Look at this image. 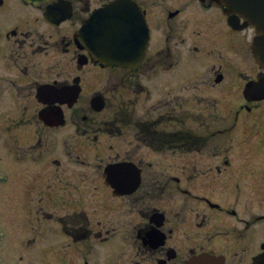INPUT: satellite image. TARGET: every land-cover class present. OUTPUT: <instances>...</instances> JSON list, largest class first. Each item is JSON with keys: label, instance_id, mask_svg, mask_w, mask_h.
Instances as JSON below:
<instances>
[{"label": "flooded vegetation", "instance_id": "af4514ba", "mask_svg": "<svg viewBox=\"0 0 264 264\" xmlns=\"http://www.w3.org/2000/svg\"><path fill=\"white\" fill-rule=\"evenodd\" d=\"M0 1L1 174L26 207L16 233L0 220V259L17 252L18 264H185L208 252L223 264L259 254L264 264V100L244 94L264 75L252 56L254 29L234 28L213 0H130L149 25L148 51L134 68L103 67L79 61L89 53L76 32L112 0ZM108 68L114 80L105 79ZM67 85L81 88L73 105L55 92ZM114 90L130 104L144 99L152 122L164 109L181 123L186 112L177 109L203 102L258 115L236 133H193L199 139L188 143L148 136L146 149L118 134L110 136L118 148L98 154L90 101ZM60 108L65 125L42 121ZM65 127L75 133L58 132ZM72 136L82 144L68 143ZM200 136L229 140L208 147Z\"/></svg>", "mask_w": 264, "mask_h": 264}, {"label": "water", "instance_id": "95a60500", "mask_svg": "<svg viewBox=\"0 0 264 264\" xmlns=\"http://www.w3.org/2000/svg\"><path fill=\"white\" fill-rule=\"evenodd\" d=\"M217 2L222 6H227V12L242 15L248 19L249 24H256L258 33L264 31V10L260 11L261 7L258 8L260 0H255L253 8L250 5V0H218ZM123 4L124 1L121 3L114 1L107 9L97 10L82 27L80 34L84 35L85 41L94 55L93 59L100 58L112 65L125 66L135 65L142 58L148 41L147 28L142 18H139L137 25L126 26L122 24L119 26L117 24L118 14L126 11L125 9H118ZM108 26H110L108 32L105 33ZM259 42L260 36L256 38L253 51L257 62L264 67V47ZM129 50L133 53L132 55L127 54ZM255 84L250 86L259 90L260 85ZM101 108L102 105L96 107L98 110ZM188 264H215V261L211 257H201L197 261H190Z\"/></svg>", "mask_w": 264, "mask_h": 264}, {"label": "rangeland", "instance_id": "374dc122", "mask_svg": "<svg viewBox=\"0 0 264 264\" xmlns=\"http://www.w3.org/2000/svg\"><path fill=\"white\" fill-rule=\"evenodd\" d=\"M10 1V0H7ZM118 75V72H116L113 69H106L105 70V79H109L111 77V79H115L116 76ZM104 79V78H103ZM103 80L101 82H105L106 80ZM90 92V90L88 91ZM114 95L112 97H110V104L108 103L107 108H105L102 113H97V112H93L90 111V115H96V118H98V122H94L93 125V129L91 130V133L93 132H97L98 134H96V136H100V139H98L97 143L98 146L104 145V146H110V144H114L115 148H118V145L116 144V139L110 136H117L115 135V133H110L109 131L105 130V122H106V117L107 118H111L113 117L115 114H118L119 117H126L125 114L123 113H119L118 110V106L117 102L120 100V96L119 94L115 91L113 92ZM113 104V105H112ZM164 109H161V111H163ZM147 111H148V105L146 104V102L142 101L139 102L136 107H135V115L137 118H141L142 120L145 119L147 117ZM178 113L180 114V116H182L183 111H185L187 114H189L190 118H189V123H188V127H192L197 131H200L201 133H205V132H212L215 128H217V126H226L229 124H232L234 116H235V111L231 110V109H227L223 111V108L219 107V109H216L214 106H211L210 104L206 105L204 102L202 103V106L200 108H186V109H177ZM200 115V118L197 117L196 115L198 114ZM258 114L253 113L250 115H245V116H241L239 115L238 118L242 119V122H249L251 120L254 119V117L256 118ZM224 117L225 122H221L219 121L218 117ZM197 119H201L200 121H197ZM103 120H105V122L103 123ZM195 120V121H194ZM235 120V119H234ZM204 122L209 123L210 127H206L203 128L200 126V123ZM166 128V126H165ZM170 129H174L177 128V126H172L169 127ZM120 129L124 130L123 135L122 136H129L132 137L134 136V127L133 124L131 122H121L120 123ZM210 130V131H209ZM58 132L63 133V134H68L74 132L73 129H68L66 131L63 130H58ZM75 133V132H74ZM234 137V136H233ZM127 138V139H129ZM122 139V138H121ZM128 141V140H127ZM218 140H216L215 142H213V145L216 143L217 145ZM68 143H71V145H75V144H82V140L78 139L76 137H69ZM146 143L147 140L145 139L144 141H142L140 144H136L135 146L132 145V148H136V149H146ZM130 146H123L122 148H127ZM103 149L104 148H99V152L97 151L98 154H104L103 153ZM59 158H61V162H63L64 160H62V157L59 155ZM2 165H3V161H1ZM8 165V162H7ZM262 205H264V200L261 201ZM26 207L22 206L21 203H19V189L15 186H10L6 183H2L0 182V220H4V219H10V223L13 224L14 226L11 227L12 228V232L16 233V224H17V220L18 219V214L20 213H25L26 212ZM16 261V260H13ZM18 263V261H17ZM16 263V264H17Z\"/></svg>", "mask_w": 264, "mask_h": 264}, {"label": "trees", "instance_id": "16d2710c", "mask_svg": "<svg viewBox=\"0 0 264 264\" xmlns=\"http://www.w3.org/2000/svg\"><path fill=\"white\" fill-rule=\"evenodd\" d=\"M145 128H146V126H145V125H143V130H144V131H146V130H145Z\"/></svg>", "mask_w": 264, "mask_h": 264}]
</instances>
